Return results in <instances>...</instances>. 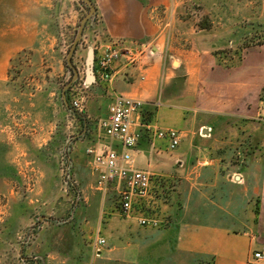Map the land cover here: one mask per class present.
Masks as SVG:
<instances>
[{"label":"rangeland","instance_id":"obj_1","mask_svg":"<svg viewBox=\"0 0 264 264\" xmlns=\"http://www.w3.org/2000/svg\"><path fill=\"white\" fill-rule=\"evenodd\" d=\"M90 1L95 12L84 24L71 66L68 53L89 4L0 0V264H142L145 255L150 261L154 250H164L154 239L141 240L169 225L167 202L161 201L175 189L168 178L152 174L149 194L135 199L126 216L113 185L98 189L87 160L70 155L75 141L90 139L93 129L101 132L100 120L84 117L90 95L86 60L92 48L95 65L110 41L98 0ZM155 8L163 27L174 26L177 40L172 39L164 57L175 66L191 56L188 51L206 47L214 49L220 63L240 65L248 49L264 43V0H168ZM20 44L29 45L16 51ZM80 97L82 111L71 106ZM260 101L261 185L264 89ZM166 112L161 110L157 127L178 129L179 118L169 122L163 118ZM147 134L154 139V129ZM137 217L158 224L141 225ZM97 236L106 240L100 255L93 247ZM181 259L170 257L167 263ZM197 262L211 264L208 258L196 257Z\"/></svg>","mask_w":264,"mask_h":264},{"label":"crops","instance_id":"obj_2","mask_svg":"<svg viewBox=\"0 0 264 264\" xmlns=\"http://www.w3.org/2000/svg\"><path fill=\"white\" fill-rule=\"evenodd\" d=\"M167 1L98 0L108 45H120L122 53L111 64L108 78L97 62L93 64L94 78L86 81L90 95L84 117L106 118L116 95L144 100L140 124L136 123L141 138L132 156L138 168L168 178L175 188L161 199L167 202L169 225L141 240L154 239L157 247L164 248L154 250L150 261L145 255L148 264L152 260L173 264L167 263L170 257L186 258V264H198L196 257L208 258L211 264H264V259L254 258L256 251L264 254V179L260 185L257 138L264 43L248 49L240 65L220 63L214 49L206 47L188 51L191 56L185 55L175 66L164 57L172 39L177 40L174 26L163 27L155 8ZM162 109H167L165 120L181 122L183 137L174 150L167 139L147 136V130L161 128L157 124ZM96 129L90 139L75 141L70 155L74 159L81 154L97 182L86 149L112 147L122 152L124 148ZM110 184L119 193L120 184ZM200 192L202 200L197 202ZM183 259L174 264H184Z\"/></svg>","mask_w":264,"mask_h":264},{"label":"built area","instance_id":"obj_3","mask_svg":"<svg viewBox=\"0 0 264 264\" xmlns=\"http://www.w3.org/2000/svg\"><path fill=\"white\" fill-rule=\"evenodd\" d=\"M121 50L120 45H108L100 54L97 63L106 78L109 77L107 70L115 60L120 58ZM71 105L76 110L82 111V97L73 99ZM143 108L144 100L139 97L116 95L109 105L108 116L100 121V127L107 136L118 140L124 150L119 152L112 147L100 150L94 146L86 149V154L91 159L92 169L98 175L96 187L102 189L110 182L120 184V206L126 216L131 215L133 200L146 197L151 188L152 173L138 168L131 153L141 138V132L136 123L140 124ZM201 133H203L202 130ZM154 135L157 138L167 139L169 148L174 150L181 143L183 132L175 128H155ZM139 222L142 225L158 224L157 220L146 217H140ZM105 243V238L96 237L93 243L96 255H100ZM254 258L262 260L264 254L256 251Z\"/></svg>","mask_w":264,"mask_h":264},{"label":"water","instance_id":"obj_4","mask_svg":"<svg viewBox=\"0 0 264 264\" xmlns=\"http://www.w3.org/2000/svg\"><path fill=\"white\" fill-rule=\"evenodd\" d=\"M83 1L86 2L87 4H89L90 12H89V14L86 17H84L82 19L80 27H79V30L77 32V36H76V38H75V40L73 42V45L71 46L70 51L68 53L67 62L71 66H72L71 56H72V53H73L76 45L78 44L79 40L81 39L82 29L84 27V24L87 21V19L95 12V7H94V5L92 4V2L90 0H83ZM93 62H94V52H93V49L90 48L89 51H88V56H87V60H86V63H87V75H88L87 81L88 82H90L94 78Z\"/></svg>","mask_w":264,"mask_h":264},{"label":"trees","instance_id":"obj_5","mask_svg":"<svg viewBox=\"0 0 264 264\" xmlns=\"http://www.w3.org/2000/svg\"><path fill=\"white\" fill-rule=\"evenodd\" d=\"M264 89V88H263ZM261 97H262V95H261ZM72 106V105H71Z\"/></svg>","mask_w":264,"mask_h":264}]
</instances>
